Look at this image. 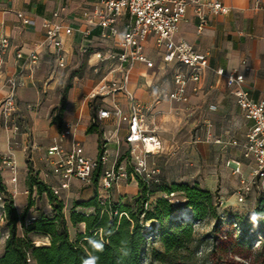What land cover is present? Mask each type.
I'll list each match as a JSON object with an SVG mask.
<instances>
[{
	"label": "crops",
	"instance_id": "0c3cea01",
	"mask_svg": "<svg viewBox=\"0 0 264 264\" xmlns=\"http://www.w3.org/2000/svg\"><path fill=\"white\" fill-rule=\"evenodd\" d=\"M98 0H0V39L6 38L9 46L4 55L5 76L18 75L21 67V60L16 55L21 52L24 56L33 52L41 51L42 56L38 67L32 77L24 72V86L16 91V98L19 105V112L14 117V122L20 128L13 137L10 144L9 137L12 136L2 127L0 112V155L8 152L13 154L15 167H23L24 159H31L33 166L40 172L43 179L50 186H57L58 179L51 174V165L47 156L48 148L53 144L62 127L66 123H77L74 140L81 144L84 155L89 159H96L99 152V136L94 132L87 134V129L93 124L96 117L89 116L87 101L90 93L104 80L118 77L113 63H99L93 55H89L88 64L95 72L104 70L105 74L99 78L95 85L88 84L86 98L81 106L71 115L72 119H62V126L59 129L56 123H52L45 113L40 115L26 109L27 104H37L40 101V92L45 93L47 85L56 79L53 73L44 78L43 69L48 60L53 56L50 51L43 48L44 33L41 27L44 19H49L52 13L64 7L58 20L59 23L73 29L70 36H62L63 48L67 53V65L73 55V45L77 44L79 50L85 52L91 41L99 30L93 31L89 40L84 39L82 32L86 28V22L82 17L85 10H92ZM223 4L230 7L227 15H207V26L203 32H197L198 18L192 7H189L184 20L179 25L175 35L176 41H186L196 50L209 53V66L211 70L206 71L201 82L188 89V103L176 106V103L168 99L169 92L173 89V81L168 77L173 72L171 66H165L162 62V53L155 47L153 38H150L144 46L146 58L153 63V68H147L142 63H135L129 69L128 89L137 100L142 102L149 110L145 115V122L151 131L161 139L163 152L159 155H149L151 162L159 160L163 155L173 154L182 160L187 154L198 158L197 149L200 143L209 145L201 146L209 158L213 161L196 166V173L203 174V178L194 179V182L209 191L218 190L222 202L228 205V196L235 194L239 185L240 177L234 175L226 166L229 161H237L241 164V174L248 177L252 162L243 157L240 146H232V141L242 144L244 136L250 123L246 121L234 98L229 93L222 79H218L212 70L224 69L226 72L238 71L245 76V87L250 91L253 100L258 101L264 96V0H260L256 8L254 0H222ZM23 20H29V24H23ZM124 27H121V31ZM118 42V39L115 41ZM105 40V50H112L119 53L120 49L116 43ZM245 67L248 70H245ZM43 83V90L40 91L38 84ZM9 89L0 79V103L8 95ZM100 106L110 107L111 99L99 100ZM115 101L126 110V99L122 94L116 95ZM112 126V130L103 133L104 146L106 150V168H110L120 157L122 145L125 142L126 125H118L117 121L110 117L96 123L99 125ZM154 124V125H153ZM182 130L195 133V138L185 140L182 137ZM206 133L205 141L200 142L198 133ZM208 133V134H207ZM173 134V135H172ZM172 135V139H169ZM169 137V138H168ZM71 141V139L68 140ZM91 144L96 148V157H93L87 150L86 145ZM112 145V149L108 146ZM129 147V145H128ZM19 157V162L16 161ZM171 159H167V162ZM207 161V160H206ZM2 163V162H1ZM3 165V164H2ZM3 168H7L3 165ZM182 169V165L179 166ZM164 170L161 165L159 170ZM12 176V175H11ZM179 181H184L178 176ZM83 185L78 180H71L70 186L63 189L66 194L75 195L76 186ZM118 186H120L118 184ZM127 189V190H126ZM124 193L131 195L138 192V182L135 179H126ZM27 192V189L23 191ZM23 205L17 206L18 212L23 210ZM3 229L4 225L0 222ZM4 244V241H3Z\"/></svg>",
	"mask_w": 264,
	"mask_h": 264
},
{
	"label": "built area",
	"instance_id": "2783aa9c",
	"mask_svg": "<svg viewBox=\"0 0 264 264\" xmlns=\"http://www.w3.org/2000/svg\"><path fill=\"white\" fill-rule=\"evenodd\" d=\"M260 0H254L256 8ZM192 7L198 18L197 32L201 34L207 26V15H227L231 8L224 5L222 0H98L93 9L85 10L82 17L86 28L82 35L89 40L93 31L98 29L99 37L115 42L120 49L119 53L112 50L95 52L93 55L99 63H113L118 77L104 79L89 95V100L111 99L112 106L99 108L93 124L113 117L118 125H126L125 142L129 145V161L118 163V159L106 168V150L101 146L99 159H89L84 155L79 141L74 140L77 123H66L62 127L53 144L48 148L47 156L51 165V174L58 179L57 186H51L55 194L70 186L71 180L76 179L83 185H89L99 165L102 172L97 179L98 190L107 193L117 182L126 179L148 180L146 159L149 155H159L163 152L161 139L151 131L145 122L146 112L149 110L142 102L137 100L128 89L129 69L135 63H142L147 68L154 65L144 54V46L153 38L155 47L162 53V62L173 68V89L168 94L170 102L176 104L188 103V89L196 86L203 79L209 66V53L196 50L186 41L175 40L180 23L186 16L187 9ZM64 7L52 13L51 18L44 19L41 27L44 33L42 47L49 50L54 59L55 70L64 69L67 65V53L63 48L62 36H70L73 29L58 22ZM23 20V24H29ZM121 27L124 30L121 31ZM9 46L6 38L0 39V79L3 80L9 92L0 103L2 127L13 137L20 128L14 122L19 112L16 91L24 86L22 74L28 73L32 77L38 67L42 52L33 51L27 55L18 52L17 60H21L18 75L5 76L4 55ZM247 71L248 68L245 67ZM224 85L241 110L243 117L250 123L242 144L232 141V146H240L243 157L253 164L248 177L241 174V164L229 161L226 166L234 175L240 177L239 185L235 191L237 199L243 201L245 196L256 190L264 198V98L255 101L250 91L245 87V76L238 71L226 72L224 69L212 70ZM264 96V89L262 90ZM122 94L126 99V110H123L115 101L116 95ZM36 105L27 104L28 111H35ZM71 139V141L68 140ZM2 164L13 173L16 167L13 154L8 152L0 155ZM132 164V165H131ZM13 177L12 180H15ZM105 196V195H103ZM4 202L0 193V222L4 223ZM6 237V235H5Z\"/></svg>",
	"mask_w": 264,
	"mask_h": 264
},
{
	"label": "rangeland",
	"instance_id": "374dc122",
	"mask_svg": "<svg viewBox=\"0 0 264 264\" xmlns=\"http://www.w3.org/2000/svg\"><path fill=\"white\" fill-rule=\"evenodd\" d=\"M88 45V50L82 52L79 50L78 45L74 44L73 55L69 60L68 66L64 69L55 70V64L52 59L48 60V63L43 69L42 73L44 78L53 73L56 79L51 81L49 85L44 88L46 91L45 93L40 92V101L37 104H34L36 105V108L33 112H36L39 115L46 112V116L52 123H56L59 129L62 126V119H72V113L81 106L82 102H84V99L86 98L85 95L88 93V89L84 91V87L88 84L92 86L95 85L96 81L105 74L103 69L95 72L88 64L90 54L105 50V40L101 39L96 34L93 41ZM171 76L172 72H169L168 77L171 78ZM43 87V83L38 84L40 91L43 90ZM65 91H67L66 101L63 109H61V99ZM99 104V99L87 101V110L90 117H94L95 114H97L100 106ZM178 105L180 104H177L176 106ZM111 130L112 126L104 124L95 128V133L99 136V145L102 146V143L104 142L103 133H108ZM181 134L185 140H189L191 137L195 138V133L188 130H182ZM172 135L168 138L172 139ZM198 137L200 142H203L206 140V133H198ZM198 145V158L187 154L186 158L182 157V160L184 161L182 164L178 162L180 157L173 154L163 155L158 158L159 160L154 162L149 161L147 158V171L149 173L148 180L154 182H159L160 180L180 182L178 176L181 175L185 182H188L189 184H198L194 182V179L203 178V174L194 171L197 169L194 163L203 165L206 164V162L213 161V159L209 158L205 150L201 147L209 144L200 143ZM122 146L120 154L124 155L129 152V147L124 144ZM108 149H112V145H109ZM86 150L93 157L97 156L96 148L93 145H86ZM167 159H171V161L167 162ZM19 160L18 157L16 161L19 162ZM161 165L164 166V170L162 171L160 169L157 171ZM180 165H182V169L179 168ZM28 166L32 167L33 175H36L41 179L40 172L33 166L31 159H24L23 167L20 168V166L17 165L14 173L8 168H3L0 160V178L2 183L6 186L7 192L12 195L15 206L23 205L24 209L28 206L29 202H32L26 219L41 214L50 215L53 213L52 205L46 195L37 194L35 188L32 191L28 190ZM13 177H16V179L12 180ZM118 184L120 186H118ZM125 186L126 180H120L107 193L99 191L94 183L76 186L75 195L66 194L61 191V193L58 194V197L64 202L63 212L67 220L70 238L75 239L78 233L84 231V224L80 223L73 226L69 221L70 212L75 200L83 201L90 198L96 189L101 200L109 199L111 202L133 204L134 195H131L128 191L124 193ZM25 189H27L26 193L23 192ZM211 192L215 194L214 202L216 210L222 221L221 231L219 233H215L213 230L215 220L211 216H207L203 220H193L191 210L186 206V200L182 198L180 194L176 193L174 196H166L162 192H157L151 197L150 202H154L158 197L168 198L172 207L175 209L170 220L172 222H192L194 226V237L192 241L186 245L166 251L162 242L159 240L160 231L156 232L155 230H149V226L153 223H144V232H147V243L143 250L142 264H264V230L260 229L258 225L251 220L252 211L257 204V200L263 197L256 190H253L250 194L245 196L243 201H239L236 194H233L226 198L229 203L228 205H225L222 202L218 190ZM6 194H1L3 202ZM185 209L189 210L188 220L183 216V211ZM75 210L84 213H90L92 211L91 208L81 206L75 207ZM2 224L4 225V223ZM166 226H168L167 223ZM0 232L3 233L1 226ZM227 232L243 236L250 247L238 245L232 240L229 241V239L223 235ZM18 233H22L20 227H18ZM29 237L33 240L35 245L47 244L49 242V236L42 232H30ZM4 240L5 232L0 236V253L3 250ZM231 244L233 245L232 248Z\"/></svg>",
	"mask_w": 264,
	"mask_h": 264
},
{
	"label": "trees",
	"instance_id": "16d2710c",
	"mask_svg": "<svg viewBox=\"0 0 264 264\" xmlns=\"http://www.w3.org/2000/svg\"><path fill=\"white\" fill-rule=\"evenodd\" d=\"M66 95L67 91L62 96L61 109L65 104ZM96 127L94 124L90 125L86 131L87 134L94 133ZM101 153V145H99L97 159L100 158ZM129 159V152H127L119 157L118 163L124 160L129 161ZM28 169V190L32 191L35 188L37 194H45L52 205L53 213L26 219L32 202L18 212L12 195L7 192L0 178V193H7L3 208L5 215L3 233L5 232L6 237L0 253V264H82L83 260L89 256L99 257L97 264H142L143 250L147 243L144 223L149 222L153 223L149 226V230L160 231L159 240L166 251L191 242L194 237L192 222H172L170 219L175 209L168 198L158 197L154 202H150L151 197L157 192H162L166 196L180 194L186 200V206L190 208L193 220H203L211 216L215 220L214 232L221 231L222 221L216 210L215 194L211 191L201 188L198 184H189L184 181L154 182L137 179L138 192L133 196V204L111 202L109 199L101 200L96 189L90 198L83 201L75 200L69 221L73 226L84 224V231L78 233L75 239H71L63 212V200L43 179L33 175L32 167L28 166ZM101 172L102 166L99 165L91 183L97 186V179ZM77 206L91 208L92 211L90 213L76 211ZM254 212L261 214L255 223L264 230V198L257 200L252 213ZM18 227L22 230L21 234L18 233ZM30 232L47 234L49 242L35 245L29 237ZM3 233L0 232V236ZM223 235L238 245L249 246L243 236L232 234V232ZM89 239L101 243L102 251L95 250L89 243Z\"/></svg>",
	"mask_w": 264,
	"mask_h": 264
},
{
	"label": "clouds",
	"instance_id": "9594fccd",
	"mask_svg": "<svg viewBox=\"0 0 264 264\" xmlns=\"http://www.w3.org/2000/svg\"><path fill=\"white\" fill-rule=\"evenodd\" d=\"M261 214L258 213H252L251 215V220L253 222L257 221V219L260 217ZM89 243L91 244V246L97 250V251H102L103 249V245L101 243H98L97 241L93 240V239H89ZM99 257L97 256H89L86 259L83 260L82 264H97Z\"/></svg>",
	"mask_w": 264,
	"mask_h": 264
},
{
	"label": "bare ground",
	"instance_id": "6f19581e",
	"mask_svg": "<svg viewBox=\"0 0 264 264\" xmlns=\"http://www.w3.org/2000/svg\"><path fill=\"white\" fill-rule=\"evenodd\" d=\"M183 216H184V218L186 219V220H188L189 219V210L188 209H185L184 211H183Z\"/></svg>",
	"mask_w": 264,
	"mask_h": 264
}]
</instances>
